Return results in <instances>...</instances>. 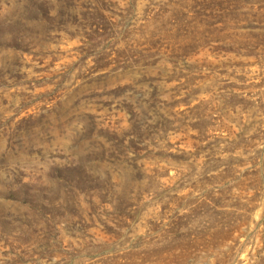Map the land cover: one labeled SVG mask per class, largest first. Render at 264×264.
Here are the masks:
<instances>
[{"label":"rangeland","instance_id":"rangeland-1","mask_svg":"<svg viewBox=\"0 0 264 264\" xmlns=\"http://www.w3.org/2000/svg\"><path fill=\"white\" fill-rule=\"evenodd\" d=\"M0 264H264V0H0Z\"/></svg>","mask_w":264,"mask_h":264}]
</instances>
